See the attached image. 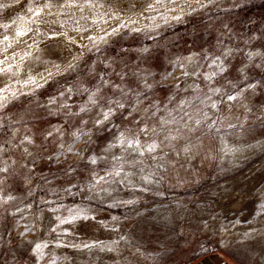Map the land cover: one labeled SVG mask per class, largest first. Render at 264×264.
I'll return each instance as SVG.
<instances>
[{
    "label": "rangeland",
    "instance_id": "obj_1",
    "mask_svg": "<svg viewBox=\"0 0 264 264\" xmlns=\"http://www.w3.org/2000/svg\"><path fill=\"white\" fill-rule=\"evenodd\" d=\"M36 1L0 69L69 45L0 84V264H264V0Z\"/></svg>",
    "mask_w": 264,
    "mask_h": 264
},
{
    "label": "bare ground",
    "instance_id": "obj_2",
    "mask_svg": "<svg viewBox=\"0 0 264 264\" xmlns=\"http://www.w3.org/2000/svg\"><path fill=\"white\" fill-rule=\"evenodd\" d=\"M2 1V0H1ZM29 1V0H28ZM54 1V0H53ZM57 1V0H56ZM60 1V3H63L64 5H65V3L66 2H70V3H73V4H75L76 3V1L75 0H58V2ZM89 1H91V5L95 8V12H96V14L97 15H100V16H106L108 13H113V14H119V12H120V10H121V6L120 5H124L126 2H128L129 0H109L110 1V4H111V7H109L108 8V5H107V7H102V6H97L98 4L95 2V0H83L81 3H89ZM131 1V0H130ZM132 1H135V0H132ZM139 1V0H138ZM146 1V0H145ZM153 1H155V0H153ZM159 1V0H158ZM167 1V0H166ZM172 1V0H171ZM176 1V0H175ZM174 1V2H175ZM181 1V0H180ZM45 2H47V0H45ZM106 2V1H105ZM156 2H157V0H156ZM178 2V1H177ZM176 2V3H177ZM182 2V1H181ZM42 3H43V1L42 0H37L36 1V5H32V4H30V3H28L29 4V6L30 5H32V6H35V10L36 11H38V13H39V11H41L42 9H43V6L41 7V5H42ZM55 3V2H54ZM99 3V2H98ZM139 3V2H138ZM137 3V4H138ZM150 3V2H149ZM148 3V4H149ZM175 3V4H176ZM179 3V2H178ZM177 3V4H178ZM185 3H188V5H190V6H193V5H196V1L195 0H185L184 1V3L183 4H185ZM97 4V5H96ZM102 4V3H101ZM104 4V3H103ZM128 4V3H127ZM129 4H130V2H129ZM136 4V5H137ZM153 4V3H152ZM157 4V3H156ZM160 4V3H159ZM9 5V4H8ZM49 5H51V4H49ZM58 5V4H57ZM71 5V4H70ZM147 5V4H146ZM182 5V4H181ZM59 6V5H58ZM92 6H90V7H92ZM110 6V5H109ZM148 6V5H147ZM4 7V6H3ZM18 8H17V11H19L20 12V10H22L23 9V4L22 3H19L18 4V6H17ZM65 7V6H64ZM86 7H88V5L86 6ZM126 7V6H125ZM134 6H132V8H133ZM140 7V6H139ZM67 8V7H66ZM68 8H69V6H68ZM71 8V7H70ZM131 8V9H132ZM136 8V7H135ZM33 9V8H32ZM57 9H59V8H57ZM82 10H83V8H81ZM81 9H80V11H81ZM86 9V8H85ZM130 9V8H129ZM141 9H142V7H141ZM146 9V8H145ZM16 10V9H15ZM14 10V11H15ZM63 10H65V9H63ZM71 10V9H70ZM93 10V9H92ZM124 9H122V11H123ZM126 10H127V8H126ZM139 10V9H138ZM35 11V12H36ZM45 11V10H44ZM59 11V10H58ZM68 11V10H67ZM74 11H76V10H73V12ZM77 11H78V9H77ZM125 11V10H124ZM123 11V12H124ZM144 11V10H143ZM51 12V11H50ZM66 12V11H65ZM139 12V11H138ZM69 13V12H68ZM71 13V12H70ZM74 13H77V12H74ZM79 13V12H78ZM136 13H137V11H136ZM66 14V13H65ZM65 14H64V16H65ZM71 14H73V13H71ZM80 14H81V12H80ZM68 15V14H67ZM77 15V14H76ZM90 15H93V12L90 10V9H87L86 10V12L84 11L83 12V14H81L80 16H79V14H78V16H79V21H80V18L81 17H83L85 20H87V19H90L91 18V16ZM97 15H96V17H97ZM63 16V15H62ZM61 16V18H63ZM73 16H75V14H73ZM78 16H77V18H78ZM76 17V16H75ZM95 17V18H96ZM121 17V16H120ZM17 18V17H16ZM40 18V17H39ZM65 18V17H64ZM107 18V17H106ZM118 18V17H117ZM123 18V17H122ZM57 19H59L58 17H57ZM67 19H68V17H67ZM69 19H72V18H69ZM84 19H82L83 21H84ZM98 19V18H97ZM96 19V20H97ZM99 19H100V17H99ZM101 19H103V18H101ZM52 20V19H51ZM61 20V19H60ZM59 20V21H60ZM78 20V19H77ZM92 20H95V19H93L92 18ZM95 20V21H96ZM105 20V19H104ZM113 20V19H112ZM73 21H74V19H73ZM76 21V20H75ZM74 21V22H75ZM90 21V20H89ZM18 22V21H17ZM16 22V23H17ZM73 22V23H74ZM78 22V21H77ZM81 22V21H80ZM94 22V21H93ZM7 23V22H6ZM15 23V24H16ZM100 23V22H99ZM98 23V24H99ZM15 24H13V25H15ZM20 24V23H19ZM27 24V23H26ZM58 24H60V23H58ZM62 24V23H61ZM72 24V23H71ZM77 24V23H76ZM120 24V23H119ZM12 25V24H11ZM18 25V24H17ZM21 25V24H20ZM75 25V24H74ZM78 25V24H77ZM84 25V24H83ZM88 25V24H87ZM91 25V24H90ZM104 25V24H103ZM117 25H118V23H117ZM24 26V25H23ZM38 26V25H37ZM61 26V25H60ZM62 26H64V25H62ZM86 26V25H85ZM92 26V25H91ZM12 26H10V28H11ZM16 27V26H15ZM22 27V26H21ZM77 27V26H76ZM75 27V28H76ZM98 27V26H97ZM105 27V26H104ZM112 27V26H111ZM116 27V26H115ZM118 27H119V25H118ZM6 28V27H5ZM30 28V27H29ZM64 28H66V27H64ZM84 28V27H83ZM110 28V27H109ZM36 29V28H35ZM34 29V30H35ZM88 29H90V28H88ZM92 29V28H91ZM93 29H95V27L93 28ZM92 29V30H93ZM106 29H108V28H106ZM119 29V28H118ZM20 30H21V28H20ZM19 30V31H20ZM23 30V29H22ZM25 30V29H24ZM27 30V29H26ZM37 30V29H36ZM80 30V29H79ZM117 30V29H116ZM14 31V30H13ZM16 31H18V30H16ZM60 31V30H59ZM84 31V30H83ZM15 32V31H14ZM22 32V31H21ZM35 32V31H34ZM75 33L77 32V30L76 31H74ZM100 32V31H99ZM0 33H1V31H0ZM7 33H8V31H7ZM16 33V32H15ZM27 34V33H26ZM36 34V33H35ZM94 35L96 34V33H93ZM10 35V34H9ZM19 35V34H18ZM48 35V34H47ZM52 35V34H51ZM77 35H79V34H77ZM3 36H5V34L3 35ZM90 36V35H89ZM56 37V36H55ZM15 38V37H14ZM35 38V37H34ZM43 38V37H42ZM67 38V37H66ZM70 38V37H69ZM68 38V39H69ZM72 39V38H71ZM70 39V40H71ZM89 39V38H88ZM91 39V38H90ZM89 39V40H90ZM22 40V39H21ZM52 40H53V38H52ZM86 40V39H85ZM88 40V41H89ZM43 41V40H42ZM87 41V42H88ZM49 42V41H48ZM58 43L55 45L56 46V50H55V52L54 53H52V54H48V50H47V46H45V49H43L44 50V52H40L39 51V49L35 52L36 54V58H34L33 59V57L32 56H30L29 54H27L26 56H25V58L23 59L22 57H24V56H22L21 58H22V60L21 61H19V62H17V63H14V64H12L11 66H6V67H3V68H1L0 69V84H1V82L2 81H4L5 79L6 80H10L11 78H13V76L15 75V74H25L29 69H35V68H38V69H49V68H51L52 66H53V64H55L54 63V60L55 59H57L58 57H59V55H61L64 51H65V49L67 48V46L69 45V41H67L66 39H60V40H58L57 41ZM10 43V42H9ZM28 43V42H27ZM33 43V42H32ZM8 44V43H7ZM49 44V43H48ZM3 45V44H2ZM9 45V44H8ZM83 45V44H82ZM86 45V44H85ZM10 46H11V44H10ZM32 46V45H31ZM30 46V47H31ZM41 46V45H40ZM44 46V45H43ZM49 46V45H48ZM1 47V46H0ZM3 47V46H2ZM5 47V46H4ZM27 47V46H26ZM79 47V46H78ZM83 47V46H82ZM24 48V47H23ZM25 49V48H24ZM24 49L22 50V51H24ZM27 49V48H26ZM40 49H42V48H40ZM51 49H53V48H51ZM72 49V48H71ZM73 50V49H72ZM82 50V49H81ZM21 51V53L23 54V52ZM28 51H30V50H28ZM17 52H19L20 53V51L18 50ZM16 52V53H17ZM33 52V51H32ZM8 53V52H7ZM11 53H13L12 51H11ZM11 53H9V54H11ZM34 53V52H33ZM75 53H76V51H75ZM80 53H82V52H80ZM14 54V53H13ZM67 54V53H66ZM73 54H74V52H73ZM72 54V55H73ZM3 56V55H2ZM2 56H0V58L2 57ZM9 57V56H8ZM60 58V57H59ZM71 58H73V56L71 57ZM18 60H20V59H18ZM1 61V60H0ZM13 61H15V60H13ZM63 61V60H62ZM11 62V61H10ZM70 62V61H69ZM61 63V62H60ZM67 63V62H66ZM9 64H11V63H9ZM65 64V63H64ZM69 64V63H68ZM56 65H58V64H56ZM61 65V64H60ZM66 65V64H65ZM59 66V65H58ZM62 67V66H61ZM64 67V66H63ZM51 71V70H50ZM53 71V70H52ZM55 72H57V70H55ZM50 73V72H49ZM49 73H47V75H49ZM41 74V73H40ZM39 74V75H40ZM46 75V76H47ZM16 77H17V75H16ZM15 78V77H14ZM25 80V79H24ZM5 83V82H4ZM26 86V85H25Z\"/></svg>",
    "mask_w": 264,
    "mask_h": 264
}]
</instances>
